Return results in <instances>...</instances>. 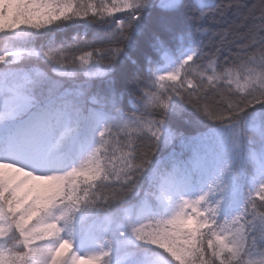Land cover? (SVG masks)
<instances>
[{
	"label": "snow or ice",
	"instance_id": "6c2138e0",
	"mask_svg": "<svg viewBox=\"0 0 264 264\" xmlns=\"http://www.w3.org/2000/svg\"><path fill=\"white\" fill-rule=\"evenodd\" d=\"M0 264H264V0H0Z\"/></svg>",
	"mask_w": 264,
	"mask_h": 264
},
{
	"label": "trees",
	"instance_id": "16d2710c",
	"mask_svg": "<svg viewBox=\"0 0 264 264\" xmlns=\"http://www.w3.org/2000/svg\"><path fill=\"white\" fill-rule=\"evenodd\" d=\"M217 2H219V0H217ZM251 2H255V0H251ZM0 46H2V45H0Z\"/></svg>",
	"mask_w": 264,
	"mask_h": 264
}]
</instances>
